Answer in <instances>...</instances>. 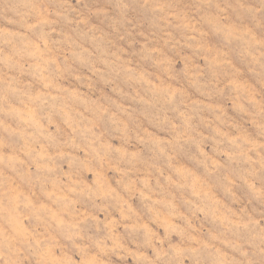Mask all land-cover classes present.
I'll return each mask as SVG.
<instances>
[{
  "label": "rangeland",
  "instance_id": "obj_1",
  "mask_svg": "<svg viewBox=\"0 0 264 264\" xmlns=\"http://www.w3.org/2000/svg\"><path fill=\"white\" fill-rule=\"evenodd\" d=\"M0 264H264V0H0Z\"/></svg>",
  "mask_w": 264,
  "mask_h": 264
}]
</instances>
